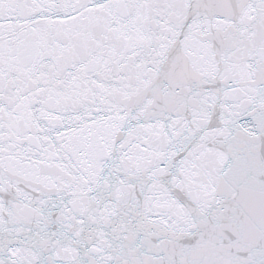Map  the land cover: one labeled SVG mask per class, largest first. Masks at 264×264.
Returning a JSON list of instances; mask_svg holds the SVG:
<instances>
[{"label":"snow or ice","instance_id":"1","mask_svg":"<svg viewBox=\"0 0 264 264\" xmlns=\"http://www.w3.org/2000/svg\"><path fill=\"white\" fill-rule=\"evenodd\" d=\"M0 264H264V0H0Z\"/></svg>","mask_w":264,"mask_h":264}]
</instances>
